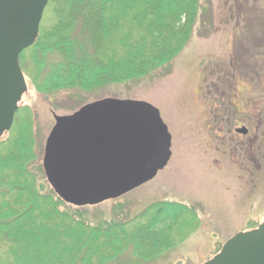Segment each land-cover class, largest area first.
<instances>
[{
  "label": "trees",
  "instance_id": "1",
  "mask_svg": "<svg viewBox=\"0 0 264 264\" xmlns=\"http://www.w3.org/2000/svg\"><path fill=\"white\" fill-rule=\"evenodd\" d=\"M209 17L200 0H49L19 67L38 94L92 93L167 71ZM255 25L243 28L246 53L261 49ZM31 121L29 109L18 108L0 140V264L153 263L200 225L194 209L177 203L133 217L117 207L105 218L64 204L42 168L30 170L37 158Z\"/></svg>",
  "mask_w": 264,
  "mask_h": 264
},
{
  "label": "rangeland",
  "instance_id": "2",
  "mask_svg": "<svg viewBox=\"0 0 264 264\" xmlns=\"http://www.w3.org/2000/svg\"><path fill=\"white\" fill-rule=\"evenodd\" d=\"M200 1L210 13V23L198 24L167 71L125 84H114L92 93L72 90L48 96L38 94L31 78L24 77L28 89L21 97L19 108L27 107L32 117L37 156L35 164L30 166L32 171L41 167L45 139L54 123L52 113L68 115L86 103L110 97L144 101L159 109L173 137V157L168 166L153 181L121 198L80 208H85L97 218H105L117 207L133 217L159 202L177 203L194 209L200 219L198 228L163 257L147 264H203L229 238L244 230L254 229L264 221V172L247 176L248 173L238 171L241 167L235 161L222 159V165L218 168L220 164H214L213 160H201L213 155L215 150L211 147L216 146L211 144L209 137L204 135L205 129L200 126L206 109L204 104L208 106L211 101L207 96L205 102L206 91L198 90L201 69L206 64L225 62L230 56L231 46L235 50L240 41V38L236 39L234 31H241L253 22L257 27L260 25L257 31L263 32L261 49L251 48L248 54L256 57L255 66L264 73V0ZM240 11L247 14L246 21L244 17L241 19ZM230 38L233 39L232 43ZM261 98L264 102L263 94ZM38 180L39 184L44 181L48 186L45 178Z\"/></svg>",
  "mask_w": 264,
  "mask_h": 264
},
{
  "label": "water",
  "instance_id": "3",
  "mask_svg": "<svg viewBox=\"0 0 264 264\" xmlns=\"http://www.w3.org/2000/svg\"><path fill=\"white\" fill-rule=\"evenodd\" d=\"M48 1L0 0V139L10 130L27 92L19 55L38 38ZM132 108L151 116L164 136L155 160L147 157L153 156V150L133 149ZM54 120L43 167L48 184L66 204L84 207L117 199L151 180L170 159V135L158 110L149 103L106 98L73 115L54 116ZM86 140L90 149L84 148ZM203 264H264V221L256 229L229 238Z\"/></svg>",
  "mask_w": 264,
  "mask_h": 264
},
{
  "label": "flooded vegetation",
  "instance_id": "4",
  "mask_svg": "<svg viewBox=\"0 0 264 264\" xmlns=\"http://www.w3.org/2000/svg\"><path fill=\"white\" fill-rule=\"evenodd\" d=\"M234 33L236 39L244 38L247 35L250 36L249 34H244V30L234 31ZM260 36L261 34L258 35V37ZM230 39L232 43L233 39ZM249 39L254 40L252 37H249ZM241 49H244V46H241L238 41L235 50H232L231 46L230 56H227L225 62L218 61L215 64H206L201 69L198 90L199 92L206 91L204 100L207 102V96H209L210 98L208 97V99L211 102H209L208 106L204 104V108L206 109L202 117L203 119L200 121V126L205 129L203 131L204 135L209 137L211 144L216 146L215 148L211 147L215 150L213 155L211 154L206 159L201 158V160H205L206 162L213 160L214 164H220L218 165V168H220L222 159H229L235 161L236 164L238 163L237 166L241 167L238 171L248 173L247 176H254L256 173L262 174L264 172V102L263 98H261V95H264V73L263 71L259 72L257 70L255 66V62L257 63L256 57L250 56ZM249 92L250 94L248 95ZM251 97H257L258 99H251ZM104 99L106 98L86 103L80 106V108ZM80 108H77L73 113L68 115H56L52 113L54 123L45 139L41 161V168L46 182L43 157L46 141L56 125L54 116H70ZM155 109L158 110L160 119L162 120L159 109ZM130 113L132 119L133 149L138 151L143 147L145 150H153V156L149 153L147 157L155 160L160 156L159 149L164 141V136L152 117L144 110L141 108H132ZM162 122L170 135L171 155L165 167L157 171L154 177L148 182L153 181L168 166L173 157V137L169 127L163 120ZM86 142L88 145H84V148L90 149L89 142L87 140ZM85 157H89V152L85 153ZM48 186L53 191L49 184ZM66 205L80 208L69 204Z\"/></svg>",
  "mask_w": 264,
  "mask_h": 264
}]
</instances>
